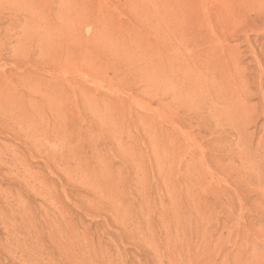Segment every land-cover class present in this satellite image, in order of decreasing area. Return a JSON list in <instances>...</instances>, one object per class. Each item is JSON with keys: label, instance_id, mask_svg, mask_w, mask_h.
<instances>
[{"label": "rangeland", "instance_id": "rangeland-1", "mask_svg": "<svg viewBox=\"0 0 264 264\" xmlns=\"http://www.w3.org/2000/svg\"><path fill=\"white\" fill-rule=\"evenodd\" d=\"M0 264H264V0H0Z\"/></svg>", "mask_w": 264, "mask_h": 264}]
</instances>
